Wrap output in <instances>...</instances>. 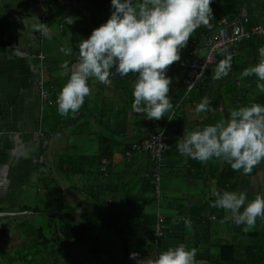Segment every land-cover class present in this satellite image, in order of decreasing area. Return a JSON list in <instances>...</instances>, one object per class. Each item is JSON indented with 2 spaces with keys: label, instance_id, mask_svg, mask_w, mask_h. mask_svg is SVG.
<instances>
[{
  "label": "crops",
  "instance_id": "crops-1",
  "mask_svg": "<svg viewBox=\"0 0 264 264\" xmlns=\"http://www.w3.org/2000/svg\"><path fill=\"white\" fill-rule=\"evenodd\" d=\"M46 1L51 4L50 16L43 21L47 34H45V30L40 31L37 27L41 16L40 0H0V37H5L8 34L16 37L11 43L0 45V158L5 156L6 159L4 163L0 164L2 165L0 167V180L4 177L3 179L8 181L7 184L9 183V178L6 175L9 169L18 164L20 160L26 158H22L23 153H29V151L33 150L37 151V158L33 159H35L34 162L40 165L41 172L42 169L46 170L44 160L49 163L51 162L49 158L52 159L54 154H57L56 150L59 148L57 138H54L57 141L52 139V149H50V146L48 149L42 148L40 140L46 137V132L42 128V124L46 119L45 115L48 116L49 124L50 126L53 125L52 127H57L58 119H67L68 124L72 125L71 128H74L75 125L73 124L78 123V126L82 127L83 135L89 140L90 135L94 134L99 137V141L102 139L109 140L104 138L108 134L103 128L105 124L104 126L102 125L106 120L104 119L105 117H113L112 119L117 117V124H115V120L109 122L110 126H117L116 128L113 127L114 130H117L115 132H113L114 130L112 131V128L110 129L111 139H114L116 143L120 142L121 144L125 141L138 140L151 129V127L144 124L143 115L135 113L131 106L128 105L127 75L124 77L114 76L107 85L90 78V93L88 95L97 96L93 99L94 103L88 104L85 98L81 108L76 113L70 112L63 116L58 113L56 102L54 101L58 91L74 68L78 57V45L82 39L78 37L76 29L80 15L78 10L83 7L81 10L83 14L84 11L89 10L83 4V0H81L82 2L77 0L75 5H68L59 1L65 5L62 6L64 7L62 12H60V7L54 8L52 6L51 0ZM222 1L218 0L219 3H222ZM27 2L29 4L23 7L22 4ZM258 2L263 5L264 0H258ZM64 28H68L75 38L69 39V41H66L67 39L62 41V38H58L54 31L57 30V32H60L59 34H63ZM37 30L41 33V36L37 34ZM68 42L72 44H66ZM181 71L180 67L167 66L166 75L171 78L169 92L180 83ZM39 79H42L44 87L53 92V103L50 106H46L39 97L37 88ZM107 94L110 95L106 96ZM244 95L245 97L242 96L238 100L226 98V102L221 104L210 116V124L215 123L216 120L222 117H227L229 108L246 105L252 101L264 104V92L257 87H254ZM109 98H111L112 104L104 102ZM104 110L106 112L111 111L112 115L107 114ZM102 112L105 113L101 116ZM188 113L187 120L195 118L193 110H189ZM198 116L203 118L202 115ZM109 123H106V126H109ZM204 125L206 123L202 121L198 127H203ZM83 127L85 128L83 129ZM82 130H78V132L80 133ZM66 132L71 135L76 133L73 129ZM171 142V148L165 154L168 164L167 169L170 174H173L172 177L179 179L175 182L169 181L170 183L165 185L168 186V188H165V194H168L166 195L167 202L165 207L167 208L165 209V214L170 215V220L177 217L183 220L188 218L193 223L195 218L201 213V216H205L208 222L216 219L217 216H226L227 213L224 209L210 205V201L215 199L213 189L247 190L248 199H254L257 194L264 195V163L254 168L252 173L242 174L239 171L232 170L227 163L218 158L202 163L182 156L175 147L176 141L173 140ZM97 146L95 148L96 151ZM121 149L122 147L118 149L119 153H113L111 156L110 173L103 179L108 188L114 187L118 191L119 203H124L126 194H130L129 190L123 189L124 181L126 180L127 184L130 179L127 176L132 173L139 176L140 174H145L148 156L145 152H137L126 159L123 157ZM59 164H61L59 158L58 160H53L54 166L60 167ZM114 166L117 167L113 169ZM60 168L62 169V167ZM111 172H120L127 176L123 177L120 182H114L110 180L113 178ZM185 178H190V180L185 181ZM63 179L64 176H61L60 186H62L61 182ZM77 179L81 183L82 178L78 177ZM88 179L82 182V184L86 182L87 187L92 185V183L94 184L92 179L90 184H88ZM108 181L110 183H107ZM226 183H230V186L222 188L221 186ZM134 184L136 189L133 188L131 194H135L136 190H139L140 182L138 177H134ZM159 184L158 182V198L160 197ZM71 186L65 187L64 190L70 189ZM88 198L90 200L86 202L85 210L76 211L77 221L81 217L82 212H90L96 218L100 216V204L90 195H88ZM139 198L143 204L148 201L147 197L143 196V193L140 194ZM114 202L113 198H108V203ZM159 204L160 201H158V207ZM146 210L147 207L142 208L140 211L147 212ZM226 221L230 224L228 228L236 231L240 237H243L245 235L244 232H247L242 230V225H236L229 219H226ZM204 223L207 226V222ZM228 228H226V233H228ZM186 231L191 235L194 230L187 228ZM202 231L209 234L211 238L212 234L218 233L210 225L208 227H200L199 232ZM248 232L253 233V235L251 234L252 236H254V233L258 234V231L255 230H248ZM226 233L221 234L216 239V242L218 239L224 240Z\"/></svg>",
  "mask_w": 264,
  "mask_h": 264
},
{
  "label": "clouds",
  "instance_id": "clouds-1",
  "mask_svg": "<svg viewBox=\"0 0 264 264\" xmlns=\"http://www.w3.org/2000/svg\"><path fill=\"white\" fill-rule=\"evenodd\" d=\"M211 0H110L111 12L105 22L92 29L78 45L73 70L56 95L60 115L76 113L90 93L89 79L109 84L114 76L135 74L132 81L131 108L146 119L159 120L173 108L169 95L171 78L167 66L180 59L191 33L201 25L212 27ZM45 34H47L45 30ZM258 62L240 73L241 78H257V88L264 92V45L257 48ZM231 70V56L225 55L212 70L218 80ZM191 87V85H189ZM209 97L195 104V112L211 111ZM175 147L182 155L202 163L213 158L227 163L234 171L252 173L264 163V104L252 101L229 108L227 117L215 123L184 129ZM123 154V157H128ZM148 156V155H147ZM212 207L224 209L225 219L248 231L257 217L264 218V195L248 199L247 190L213 189ZM176 218V222L179 221ZM187 227L191 221L184 218ZM159 233V229L156 230ZM196 249L183 243L169 246L154 257L143 259L135 251V264H195Z\"/></svg>",
  "mask_w": 264,
  "mask_h": 264
},
{
  "label": "trees",
  "instance_id": "trees-1",
  "mask_svg": "<svg viewBox=\"0 0 264 264\" xmlns=\"http://www.w3.org/2000/svg\"><path fill=\"white\" fill-rule=\"evenodd\" d=\"M81 1V0H80ZM83 4L88 8L90 12V18L84 21V26H77L78 37H86L91 33L92 29L99 26L101 23L105 22L109 17L111 8L110 0H83ZM52 6L54 8L60 7V12L64 9V4H61L58 0H51ZM82 2V1H81ZM29 4V2L22 4ZM242 4H246L248 8L249 23L248 25L263 24L264 25V3L260 5L258 0H223L222 3H219L218 0H211L210 7L212 8V17L209 20V23L212 27H207L206 25H201L196 28L191 36L188 38L187 44L185 47L189 49L193 45V40L196 41L200 38V35L209 31L214 27L215 21L221 16H234L241 9ZM81 12V10H78ZM262 15V17H261ZM80 25V23H78ZM84 33V34H83ZM37 34L41 36V33L37 30ZM15 36L8 34L5 37H0V45H7L15 40ZM260 45H264V33L259 35H253L248 39H243L233 46H224L220 48L217 52L218 59L215 64L225 57V55L231 56V70L227 76L221 77L218 80L212 78V70L215 66L213 64L207 71L206 80L202 83L196 84L188 92L191 91L190 95H187L184 87L179 83L173 90H171L168 95L171 98V103L173 108L169 110L166 115L172 116V119L169 120L166 116L162 117L159 120L156 119H146L143 116V122L148 127H153L155 121H158L165 128L164 132V141L167 143L168 148L163 151V164L162 166H168L166 163V152L171 148V141L178 140V134H183L184 129H194L200 125V123L207 118H210L212 113L223 103L226 102V98L231 100H238L240 97H245L244 94L251 91L254 87H257V78L253 74L252 76L241 78L240 73L243 68L255 64L258 62V53L257 48ZM188 51V50H187ZM181 53V52H180ZM180 67L183 73V67ZM127 95H128V105L131 106L133 96H132V81L135 79V74L129 72L127 74ZM231 81H230V80ZM224 83V86H222ZM232 85V86H230ZM209 97L211 104V111L196 113L195 104L201 99V97ZM52 96V103H53ZM189 110H193L195 113V118L188 119ZM105 112L101 113V116ZM198 115H202L201 118ZM106 116V115H105ZM115 117V116H114ZM104 118L106 119L102 125L105 127L104 130L107 131V135L104 138L109 140L102 139L98 142L97 151L93 154H82L75 158L73 161L67 160L66 165L63 166L64 161H61L59 164L60 167H63V170L67 173H72L74 175H81V183L87 181L90 184L91 179L95 182L99 176L101 178L106 177L110 173L111 167V156L113 153H116L120 147H122L121 152L124 153V150L129 148L132 141H125L122 143H116L114 139H111L110 129L114 130L113 127L116 125L110 126L112 120H115V124L118 123L116 119ZM200 118V119H199ZM111 119V120H109ZM101 122V120H100ZM211 121L208 122L210 124ZM106 123H109V126H106ZM169 130V131H168ZM117 130H114L115 132ZM149 131L147 132V134ZM146 134V135H147ZM174 134V136H173ZM145 135V136H146ZM143 136V137H145ZM143 137L138 138V140ZM173 137V138H171ZM135 140V139H134ZM115 145V146H114ZM137 153V152H134ZM145 153H148L147 151ZM82 156V157H80ZM102 159L109 161L107 164H103ZM5 156L0 158V164L5 162ZM21 161V163H20ZM19 164L27 162L26 165L30 164L31 159L26 161V158L20 160ZM16 165L13 166L10 171L7 173V178L9 173L16 172ZM160 167V169H161ZM119 171V170H117ZM119 176L120 180L127 175H123L120 172H111ZM65 174V173H64ZM14 177V176H13ZM98 177V178H97ZM138 177L140 182L139 190L135 192L136 200L133 204H137L140 194L143 193V190H148L147 200L156 199V187H155V178L153 176V163L149 161L146 167L145 174H130L127 178ZM108 178V177H107ZM113 177L112 181H114ZM10 183V182H9ZM8 183V184H9ZM76 182L73 183L71 187H75ZM107 183H110L109 181ZM92 183L90 186H86V182L83 183L85 194L90 195L95 201H97L100 206L102 200L100 199L101 189L111 190L113 196L111 198L119 203L118 191L114 187L108 188L106 184L104 187ZM230 183L224 184L221 187H229ZM90 189V190H89ZM131 194V192H130ZM147 195V194H146ZM151 196V197H150ZM4 200L10 202L11 197L6 196L5 192L0 193V212L1 214H13V208L16 204L14 203H4ZM158 204V199H157ZM29 207L26 204H21L16 209L15 215L11 216H20L25 212H28ZM47 216L51 217L54 214H57L55 211H47ZM64 218L62 215L59 219H49L44 223H38L37 225L30 224L25 220H17V223L14 225L15 231L13 232V237L25 235L30 239L32 243L38 244L44 251L46 255L50 257L48 259L50 264H102V255L104 254L105 249L103 246L107 247V242L105 245H101L100 239H103L102 232L110 231L117 236H119L124 245L121 256L117 257V262L112 261V264H135V260L130 259V252H137L140 258L147 259L149 255L155 256L159 251L166 250L169 246H175L178 243L185 244L186 247L195 248V264H262L264 260V249L258 244H243L238 245L235 241L229 240H216L212 239L211 236L205 231L199 232V228L208 227L210 224L206 220L205 216L198 215L194 222H191V227H187L183 219H179L176 222L175 218H171L170 215L156 210L154 212L147 211L142 212L140 209L135 211L128 210L127 207L123 212L112 214L100 212L98 219L89 218L87 216H81L79 220H76V216L69 211L63 212ZM159 215L162 217L160 221ZM200 216V217H199ZM207 222L205 226V223ZM157 224L160 227V234L156 233ZM4 225H0V242L6 241L8 234ZM187 228H191L192 234L187 233ZM196 233V234H195ZM245 237H252L253 233L244 232ZM252 234V235H251ZM255 234V233H254ZM89 244L87 250V256L78 260L64 261L63 257L69 256L68 250L75 247L79 244ZM100 243V244H99ZM104 244V243H103ZM25 244H19L16 246V253H12L14 258L8 255V252H5L2 248L0 249V264H6V257L8 258V264H41L37 261H33L29 258L26 248L23 246ZM84 251V252H85ZM65 259V258H64ZM20 260V262L18 261ZM24 261V262H23Z\"/></svg>",
  "mask_w": 264,
  "mask_h": 264
},
{
  "label": "rangeland",
  "instance_id": "rangeland-1",
  "mask_svg": "<svg viewBox=\"0 0 264 264\" xmlns=\"http://www.w3.org/2000/svg\"><path fill=\"white\" fill-rule=\"evenodd\" d=\"M223 2V1H222ZM36 7V6H35ZM81 10L83 7H80ZM79 23L77 26H84V21L88 19L82 12L79 13ZM262 17V15H261ZM85 19V20H84ZM57 37L62 38V41L67 39L66 41H69V39H74L75 36L72 35L71 31L68 28L63 29V34H59L60 32L55 30ZM191 36V35H190ZM189 36V37H190ZM66 44H72L70 42ZM187 47H183L180 50V56H184V53L186 51ZM222 86H224V83H222ZM232 86V85H230ZM191 91L187 93V95H190ZM110 94H107L106 96H109ZM97 96H91L88 95L86 98V101L88 104H92L93 99ZM91 98V99H90ZM111 98H109L107 101H104L105 103H111ZM56 102V98L55 101ZM46 106H50V104H45ZM56 105V104H55ZM106 112V110H104ZM107 114H111L110 112H106ZM46 119L44 120L42 124L43 130L46 132V137L44 139H41L42 148L48 149L50 146V149H52V139L56 140L58 139L59 148L56 150L57 154H54L53 160H58V158L61 161H64L63 166L66 165L65 162L67 160L73 161L75 158H77L79 155L82 154H90L96 152V146L99 142V137L94 134L90 135V140L83 135V130L81 126H78V123L73 124L75 125L74 128H71L72 125L68 124V120H62L58 119L57 127H52L49 124V118L47 115H45ZM50 117V116H49ZM206 124L210 121L209 119L205 118L203 120ZM56 122V121H55ZM69 127V128H68ZM85 127H83L84 129ZM74 130L75 134H68L66 131ZM82 130V132H78V130ZM57 130V131H55ZM54 131V132H51ZM169 131V130H168ZM55 133V134H54ZM166 133V132H165ZM109 136V135H107ZM57 138V139H54ZM123 138V137H120ZM98 140V141H97ZM48 145V146H47ZM34 146V144H33ZM122 146V143H121ZM42 151V149H41ZM117 153H119L117 151ZM37 151H29V153H23L22 158L26 157V161L31 159V163L26 165L27 162H23L24 165L19 164V166H16L17 169L16 172L9 173V184H7V180L1 179L0 184V193L5 192L6 196H10L11 200L10 202L7 200H4V203H14L16 204L13 208V214H0V225H4L8 238L4 242H0V249L2 248L5 252H8V255L10 257L14 258V255L12 253H16L15 249L16 246L19 244H25L23 245L26 248L27 254L29 258L33 261H37L41 264H50L48 259L50 257L46 255L43 251V249L36 243H32L31 240H28V237L25 235H22L20 237L15 236L13 237V232L15 231L14 225L17 223V220H25L30 224L37 225L38 223H44L47 220L54 219L57 220L62 215L64 218H66L63 214L64 211H69L72 214L76 215V211H84L86 202H88L90 199L88 198V194H85L83 191H80L84 189V185L80 182H78V177L81 178V175H74L72 173H67V171L63 170L58 166L53 165V160L49 158L51 162L45 161L46 164V170L39 168V164L37 162H34L37 158ZM82 157V156H80ZM73 158V160H72ZM169 162V161H168ZM19 163V162H18ZM21 163V161H20ZM167 163V162H166ZM2 165H0L1 167ZM117 166H114L113 169H115ZM10 171V169H9ZM65 173V174H64ZM38 174V175H37ZM173 174H170L168 172L167 166H162L160 169V180L158 181L160 184V197L156 199H150L145 204H143L139 198L137 204H133L136 200L137 194H126V199L124 203H108V198L112 197L114 193H112L111 190L101 189V195L100 199L102 200L101 204V212L104 213H120L123 212V210L127 209L131 211H135L137 209L142 210V208H146V211H156L160 210L161 212H165L166 202H167V193L165 194V188H168V186H165L166 184H169V181L175 182L179 178L172 177ZM7 176V175H6ZM5 176V178H6ZM14 176V177H13ZM61 176H64L62 183V186H60L59 181ZM118 175L113 174L114 182H120V178L117 177ZM98 178V177H97ZM182 180V179H181ZM190 178H185V181H189ZM74 182L76 185V188L71 187L68 190H64L65 187H70L71 184ZM184 181V180H183ZM95 185L100 186V188L104 187V179L99 176V178L94 182ZM134 177H131L128 180V183L126 184V180L124 181V190H129V192L133 191L134 186ZM120 187V186H119ZM136 189V188H135ZM85 190V189H84ZM148 190H143V196H149ZM147 194V195H146ZM151 197V196H150ZM157 199L160 201L159 207L157 206ZM26 204L29 207L28 212H25L24 214L20 216H11L15 215L16 209L19 205ZM173 208V204H172ZM55 211L57 214H54L53 216L49 217L47 216V211ZM176 211V210H175ZM1 213V212H0ZM60 215V216H59ZM81 216H87L89 218L97 219L95 215L88 212H82ZM209 224L212 228H214L218 233L212 234V239L216 240L219 238L221 234L224 232L226 233V228L230 226V224L226 221L224 215L217 216L216 219L209 220ZM243 228V227H242ZM250 230L258 231V234H254L252 237H240V235H237L236 231H233L232 229L228 228V233L225 234V239L229 241H235L238 245L243 244H258L262 246L264 249V218L257 217V222L254 225V227ZM103 239H100L101 245H105L106 241L107 247L103 246L105 249L104 254L102 255V264H112V261L117 262V257L122 254V250L125 248L123 245L122 239L117 236L116 234L110 232V231H103L102 232ZM99 243V244H100ZM104 243V244H103ZM89 247V244L83 243L76 245L75 247L68 250L69 256L63 257L65 262L71 261V260H78L81 258H84L87 256V248ZM85 251V252H84ZM65 258V259H64ZM6 264H8V258L5 259ZM20 262V260H18ZM24 262V261H23Z\"/></svg>",
  "mask_w": 264,
  "mask_h": 264
},
{
  "label": "built area",
  "instance_id": "built-area-1",
  "mask_svg": "<svg viewBox=\"0 0 264 264\" xmlns=\"http://www.w3.org/2000/svg\"><path fill=\"white\" fill-rule=\"evenodd\" d=\"M64 1L67 3H75V0ZM40 2L42 3V17H46L48 15L46 8L47 4L44 0H40ZM247 19V12L244 9H242L237 19H220L217 22V26L203 34L200 42L190 49L185 57H180L179 60L173 62L175 65L183 67L181 81L184 86L186 85V89H190L194 84L205 79L207 68L216 59L217 48L225 44H233L242 38L248 37L252 33L258 34L264 32V27L260 24L253 26L250 30L245 29L243 23L247 21ZM189 85H191V87H189ZM42 95H46L44 90H42ZM153 129L156 131L152 132L147 138L141 140L140 143L134 142L131 148L132 150L141 148L148 151L147 155L149 161L153 163V176L157 188L160 178V167L163 164V151L168 145L163 140L160 131L161 124L158 121L154 122ZM155 150L156 152H154ZM130 154L129 151L124 153L127 157ZM101 162L103 164L109 163L106 159H102ZM159 219L160 221L162 220L160 215ZM160 227L161 226L157 224V229L160 230ZM157 234H160V231ZM262 264H264V260Z\"/></svg>",
  "mask_w": 264,
  "mask_h": 264
},
{
  "label": "bare ground",
  "instance_id": "bare-ground-1",
  "mask_svg": "<svg viewBox=\"0 0 264 264\" xmlns=\"http://www.w3.org/2000/svg\"><path fill=\"white\" fill-rule=\"evenodd\" d=\"M58 1L65 2L64 0H58ZM44 2L47 4V7H46V8H47L48 15H47L46 17H42V11H41V9H42V3L40 2V13H41V16H40V21L37 23V27L39 28L40 31H44V30H46L45 26H43V21H44L46 18H48V17L50 16V10H51V4H50L48 1H46V0H44ZM65 3H67V2H65ZM76 3H77V0H75V3H70V2H69V3H67V4H68V5H75ZM242 9L246 10V12H247V16H248L247 21H245V22L243 23L244 28L247 29V30H250L253 26L258 25V24H255V25H248V23H249V17H250V15H249V13H248V8H247L246 4H242L241 9H240V10L237 12V14H235L234 16H221V17L217 18L216 21H215V25H214V27L217 26V22H218L220 19H222V18H226V19H228V20L237 19V18L240 16V13H241ZM87 13H88V14H87ZM84 16H86V18L89 19V18H90V12H89V11H84ZM260 25H262V26L264 27L263 24L260 23ZM214 27H213V28H214ZM213 28H211V29H213ZM211 29H210V30H211ZM210 30H209V31H210ZM207 32H208V31H207ZM207 32H205V33H207ZM205 33H203V34H205ZM262 33H264V32H262ZM203 34L200 35V38H199L198 40H196V41L193 40V43H194V44L191 45V47L188 49V51H189L190 49H192L197 43L200 42V40H201ZM259 34H261V33H258V34H256V33H252V34H250L248 37L242 38V39H240L239 41H237V42H235V43H233V44H225V45L220 46L219 48H217V51H216V59H215V61H214L210 66H212L213 64H215V62L217 61V59H218V54H217V52H218V50H219L220 48H222V47H224V46H233V45L237 44L238 42H240V41L243 40V39H248V38H250V37L253 36V35H259ZM188 51H187V53H188ZM187 53H186V55H187ZM186 55H185V56H186ZM185 56H183V57H185ZM171 65L174 66V67H177V65H175L174 63H172ZM210 66L207 68V71H208V69L210 68ZM181 67H182V66H181ZM207 71H206V77H207ZM181 72H182V71H181ZM181 76H182V74H181ZM206 77H205V79H204L203 81L197 82L196 84L204 82V81L206 80ZM41 80H42V79H39V80H38V83H37V84H38L37 88H38V94H39V97H40V99H41V101H42L43 103H45V104H50V105H51V104H52V96H54V95H53V92H50V91L48 90V88L44 87V86H43V83H42ZM179 82H180L181 86L184 87V90L186 91V93H187L192 87H194V86L196 85V84H194L190 89H186V88H185L186 85H185V86L183 85L181 79H180ZM42 90L45 91V93H46L45 96L42 95ZM154 131H156V130H154L153 127H152V128L149 130V133H148L145 137H143V138L140 139V140H133L132 143H131V145H132L134 142L140 143L141 140L147 138V137H148L152 132H154ZM160 131H161V133H162L163 140H164V132H165V128L162 126L161 129H160ZM180 136H182V135H179L178 138H179ZM164 142H165V141H164ZM165 143H166V142H165ZM166 144H167V143H166ZM131 145H130L129 148H127V149L124 150V153H125L126 151H129L130 153H134V152H146V150L141 149V148L136 149V150H132ZM167 148H168V147H167ZM167 148H166V149H167ZM166 149H165V150H166ZM165 150H164V151H165ZM147 152H148V151H147ZM154 152H156V150H155ZM158 181H159V180H158ZM155 187H156V185H155ZM157 191H158V184H157V188H156V194H157ZM0 214H1V213H0Z\"/></svg>",
  "mask_w": 264,
  "mask_h": 264
}]
</instances>
